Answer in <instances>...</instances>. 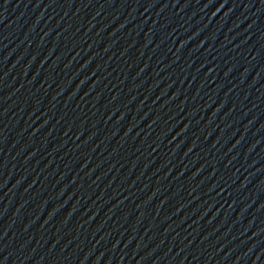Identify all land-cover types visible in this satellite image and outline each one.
Masks as SVG:
<instances>
[{"label": "water", "instance_id": "95a60500", "mask_svg": "<svg viewBox=\"0 0 264 264\" xmlns=\"http://www.w3.org/2000/svg\"><path fill=\"white\" fill-rule=\"evenodd\" d=\"M0 264H264V0H0Z\"/></svg>", "mask_w": 264, "mask_h": 264}]
</instances>
